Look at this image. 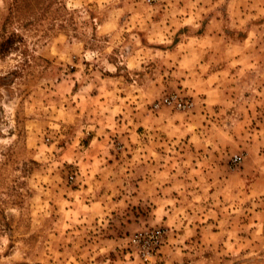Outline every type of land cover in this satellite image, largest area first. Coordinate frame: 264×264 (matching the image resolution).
Instances as JSON below:
<instances>
[{"label": "rangeland", "instance_id": "1", "mask_svg": "<svg viewBox=\"0 0 264 264\" xmlns=\"http://www.w3.org/2000/svg\"><path fill=\"white\" fill-rule=\"evenodd\" d=\"M0 264H264V0H0Z\"/></svg>", "mask_w": 264, "mask_h": 264}, {"label": "built area", "instance_id": "2", "mask_svg": "<svg viewBox=\"0 0 264 264\" xmlns=\"http://www.w3.org/2000/svg\"><path fill=\"white\" fill-rule=\"evenodd\" d=\"M163 103L167 106H172L177 109H188L193 105L189 101L186 102L182 99H179L177 96L167 97L163 100ZM231 161L233 164L239 165L243 161V155H234ZM163 239L164 231H162L161 229L152 231H141L137 235H135V237L132 239V243L134 246L142 248H146L148 244H151L152 248H150L148 254L152 255L154 254L155 249H158L163 243Z\"/></svg>", "mask_w": 264, "mask_h": 264}, {"label": "crops", "instance_id": "3", "mask_svg": "<svg viewBox=\"0 0 264 264\" xmlns=\"http://www.w3.org/2000/svg\"><path fill=\"white\" fill-rule=\"evenodd\" d=\"M227 8L228 5H227ZM228 22V19H224V18H213L211 20V24L210 26H214V25H217V26H223L225 23L227 24ZM209 35V34H208ZM215 36H218V34L214 35ZM197 52V50H196ZM196 54H199L198 55V58L196 59L197 55ZM195 56H193L194 60H195V67L196 68H199L200 69V78L201 80L203 79L202 78V73L203 71H208V70H211L210 73H214L213 70H214V67L215 65H213V62L216 61V59H220L221 61H226V62H230L231 59H232V56L228 55V50L226 49H223L222 51H219V50H198V53H196ZM183 59H187L189 58V55H185V56H182ZM199 65V67H198ZM227 67L226 65H220L219 67L220 68H224ZM212 68V69H211ZM208 77V76H207ZM202 82V81H201Z\"/></svg>", "mask_w": 264, "mask_h": 264}]
</instances>
